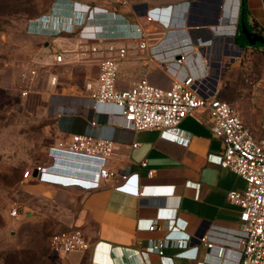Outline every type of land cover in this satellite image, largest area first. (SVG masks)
Returning a JSON list of instances; mask_svg holds the SVG:
<instances>
[{
    "label": "crops",
    "instance_id": "0c3cea01",
    "mask_svg": "<svg viewBox=\"0 0 264 264\" xmlns=\"http://www.w3.org/2000/svg\"><path fill=\"white\" fill-rule=\"evenodd\" d=\"M242 2H188L189 6L183 12L173 9L170 21L160 19L166 26L152 24L155 31L147 36L148 44L168 59L173 57L177 44H180L189 54L182 73L195 77L194 89L201 96L218 97L233 79V66L243 52L231 33L232 18L238 12L239 19ZM166 6L155 9H166ZM246 8L251 31L264 34V0H246ZM85 16L73 15L72 6L66 7L61 18L54 13L49 23L44 24L48 31L39 33L48 49L63 48L76 52L70 55L75 64L56 70L59 74L62 73L59 70L63 71V76L68 78L63 81L62 74H57L61 84L56 89L57 94L52 96L46 119L53 122L62 137L85 133L115 143V153L108 161V168L116 176L102 181L97 189L81 185L63 187L33 180L40 187V199L67 213L63 215L61 227L74 230L76 225L81 226L90 243L86 252L64 255L66 264H196L210 251L205 244L200 245L198 237L202 235H209L214 240L215 252L219 247H234L240 209L230 204L227 196L230 191L243 189L238 186L239 176L209 159L210 155L221 154L222 142L213 137L208 110H200L181 123L182 136L191 137L186 146L164 140L160 131H133L113 105L95 107L85 86L88 82L98 81L102 56L89 54L84 60L79 52L93 43L96 36L116 38L122 36L123 30L135 31L131 25L141 26L144 15L132 21L122 17L124 29L113 32L107 27L113 18L110 12L107 16L96 17L79 36H74L72 27L83 23ZM57 29L61 33L52 36ZM125 32L123 34H127ZM125 43L129 48L128 57L120 61L117 88L125 90L139 79L147 78L159 88L170 89L174 82L172 69L168 71L166 64L154 57L151 50L140 49L138 41L126 40ZM183 43L186 44L183 46ZM40 100L45 103L44 99ZM233 103L245 123L264 138V110L255 109L257 119L251 118L244 102L237 100ZM149 171H154L152 177L148 175ZM152 186H175V191L171 194L144 192ZM168 210L173 211L172 217L166 218L168 221L159 220L155 230L149 231V223L158 219L159 212ZM175 220L184 221L186 228L182 229ZM170 231L189 235L191 240L186 247L180 248L175 242L177 237L172 238L165 245L166 258L161 259L157 253L147 255L146 252H150ZM196 246H200L196 258L192 257L195 250L185 253ZM180 251L186 255L177 257Z\"/></svg>",
    "mask_w": 264,
    "mask_h": 264
},
{
    "label": "rangeland",
    "instance_id": "374dc122",
    "mask_svg": "<svg viewBox=\"0 0 264 264\" xmlns=\"http://www.w3.org/2000/svg\"><path fill=\"white\" fill-rule=\"evenodd\" d=\"M194 1L0 0V264L67 262L64 255L50 249L52 236L68 231L61 227L63 215L67 213L39 198L37 182L23 180L24 174L34 167L53 166L51 148H66L71 137H62L53 122L46 119V112L61 84L59 75L62 74L63 81L68 78L61 70V74L57 73V69L75 64L71 62L70 55L76 52L63 48L48 49L39 35L40 27H45L54 17L55 9L75 2L94 18L107 16L105 11L123 15L130 21L144 15L140 24L149 37L150 32L155 31L152 29L153 22L147 16L151 10L165 5L166 8L170 5L187 8L188 2ZM123 24L124 19L113 15L107 27L113 32L122 31ZM236 34L233 36L236 37ZM58 53H62L64 58L60 64L54 60ZM235 64L232 69L234 77L221 90L218 98L235 109L234 101L244 102L250 111L248 115L257 119L254 110H264V48L246 47ZM34 71L36 75L33 76ZM54 78H57L56 84H53ZM40 99H44L46 104H42ZM247 126L257 138H262L251 125ZM59 155L58 159L64 163L58 164L60 167L56 171L63 176H58L57 180L86 184V176L80 174L83 177H78L80 170L75 167L77 163L83 166L85 161H77L69 154ZM238 186L244 189L242 178ZM13 208L18 210L19 217H11ZM74 229L81 230L82 227L76 225Z\"/></svg>",
    "mask_w": 264,
    "mask_h": 264
},
{
    "label": "built area",
    "instance_id": "2783aa9c",
    "mask_svg": "<svg viewBox=\"0 0 264 264\" xmlns=\"http://www.w3.org/2000/svg\"><path fill=\"white\" fill-rule=\"evenodd\" d=\"M64 6L65 8L72 6L73 15H86L85 22L72 27L74 36H79V33L83 32L95 20L93 14L80 8L75 2L64 4ZM175 7L167 8L169 10L168 21H170ZM151 11L147 14L149 21L162 26L167 25L155 17ZM113 15L115 18L124 17L114 13ZM232 19L231 33L236 34L239 21L238 12ZM131 28H135V31L128 29L125 32L123 30L122 36L116 38L106 37V35L96 36L93 43L79 52L84 58L89 54L102 56L98 81L88 82L85 86L90 99L95 107L100 105L115 106L119 110L120 116L132 126L135 132L160 131L164 140L186 146L190 144L191 137L184 138L182 136L181 123L187 117L196 115L200 110H208L211 131L222 142L221 154L210 155L209 159L211 158L213 163L242 178L246 187L243 190L230 191L227 196L228 202L240 209V224L234 238L235 246L219 247L215 252L217 245L214 240L209 235H202L198 237L199 243L200 245L205 244L210 251L203 261H196V264H264V138L255 136L254 131L247 126L231 104L218 97H204L196 92L194 89L195 77L182 73L183 64L189 56L183 47H177L172 58H163L161 51L158 52L157 48H150L147 35L139 24H132ZM42 31L48 30L41 27L39 33ZM124 32L127 34H123ZM60 33L61 30L57 29L51 34L56 36ZM255 33L264 36L262 32ZM126 40L138 41L140 49L151 50L154 57H158L161 62L166 64L168 71L172 69L174 82L170 89L159 88L147 78L139 79L128 89L119 90L117 88L120 61L128 57L129 48L125 43ZM63 59L62 53H58L54 58L58 64L62 63ZM32 75H36V72H32ZM56 82L57 78H54L53 84ZM134 146L137 147V144ZM114 153L115 143L112 140L92 134L74 133L66 148H51L50 156L54 160L53 166L34 167L24 174L23 180L25 182L35 180L63 187L81 185L85 188L97 189L102 181L112 180L116 176V173L108 168V161ZM59 154L85 157L84 169L81 173L87 178L86 184L57 180L58 176H63L56 171V168L60 167L58 164L64 163L58 159ZM143 166H147V164L143 163ZM35 170L39 173L36 178L33 176ZM153 174L154 171L148 172L150 177ZM174 191L175 186H152L146 188L144 192L171 194ZM172 214V210L159 212L158 219L149 223V231L155 230L159 220L168 221L166 218L172 217ZM10 215L12 218L19 217L18 210L13 208ZM178 225L182 229L186 228L184 221L179 220ZM161 230L164 231L162 227ZM174 230L177 231V229ZM169 233L146 254L157 253L161 259L166 258L165 245L171 242L172 238L177 237L175 242L180 248L186 247L191 240L186 234H172V231ZM199 247L196 246L185 253L195 250L192 257L196 258ZM89 248L90 243L87 236L80 229L62 231L53 235L50 240V249L62 255L86 252ZM185 255H183V251H180L177 257Z\"/></svg>",
    "mask_w": 264,
    "mask_h": 264
},
{
    "label": "trees",
    "instance_id": "16d2710c",
    "mask_svg": "<svg viewBox=\"0 0 264 264\" xmlns=\"http://www.w3.org/2000/svg\"><path fill=\"white\" fill-rule=\"evenodd\" d=\"M186 9L187 8L183 7V5L181 7L176 6L174 8V10H176V11L182 10V12H183V10H186ZM151 13L157 18H159V17H160L159 19L164 18V20L167 21V19H168L167 16L169 14V10H167V8L166 9H156V10H152ZM242 22L246 25L247 28H249L251 30V26L249 25L248 20H247L246 0H243L242 5H241L240 17H239V21H238L239 33H237V36H236V43L238 45H240L243 49H245L246 47L249 46V44H248L245 36L241 32V23ZM184 44H186V43H183V45ZM177 47H181V45L177 44ZM256 47H263L264 48V46L260 45V44H257Z\"/></svg>",
    "mask_w": 264,
    "mask_h": 264
},
{
    "label": "water",
    "instance_id": "95a60500",
    "mask_svg": "<svg viewBox=\"0 0 264 264\" xmlns=\"http://www.w3.org/2000/svg\"><path fill=\"white\" fill-rule=\"evenodd\" d=\"M241 32L242 34L245 36L248 44L250 46H256L257 44H260V45H263L264 46V36L261 35V34H258V33H255V32H252L249 28L246 27V25L242 22L241 23ZM233 37V36H232ZM231 40L234 41V38H231ZM239 50L242 51L243 48L242 47H239ZM200 52L203 53L204 52V49L201 48L200 49ZM68 155V154H67ZM70 155V154H69ZM72 158L76 159L77 161H85V157L83 156H76V155H71ZM78 170H80L79 172V175H77L78 177H83L81 172L82 170L84 169V165L82 166L81 164L77 163V165L75 166ZM78 173V172H77ZM38 171L35 170L33 172V176L36 178L38 177Z\"/></svg>",
    "mask_w": 264,
    "mask_h": 264
},
{
    "label": "clouds",
    "instance_id": "9594fccd",
    "mask_svg": "<svg viewBox=\"0 0 264 264\" xmlns=\"http://www.w3.org/2000/svg\"><path fill=\"white\" fill-rule=\"evenodd\" d=\"M63 8L65 9V6L64 7H61L59 10L58 9H55L53 11V13H57L58 17L61 18V13H62L61 9H63ZM175 221L177 222V224H179V220H175Z\"/></svg>",
    "mask_w": 264,
    "mask_h": 264
}]
</instances>
